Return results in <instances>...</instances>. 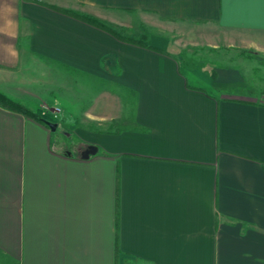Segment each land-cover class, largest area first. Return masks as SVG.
I'll use <instances>...</instances> for the list:
<instances>
[{
    "label": "crops",
    "instance_id": "1",
    "mask_svg": "<svg viewBox=\"0 0 264 264\" xmlns=\"http://www.w3.org/2000/svg\"><path fill=\"white\" fill-rule=\"evenodd\" d=\"M222 50L264 59V0H0V91L46 120L0 105V264H264V91L191 61Z\"/></svg>",
    "mask_w": 264,
    "mask_h": 264
},
{
    "label": "rangeland",
    "instance_id": "2",
    "mask_svg": "<svg viewBox=\"0 0 264 264\" xmlns=\"http://www.w3.org/2000/svg\"><path fill=\"white\" fill-rule=\"evenodd\" d=\"M132 17H134V15ZM111 27L120 33L129 34V32L127 30H125V31L121 30V29L117 28V26H115V25H112ZM146 28H147L146 26H143L141 28V30L145 31ZM169 50H171V49H169ZM224 53H225V51L222 50L221 51V55H222L221 58H218L216 53H212L211 55H208V56H205V54H202L199 58L200 60L198 58L195 59V57H192L191 61L196 62V63H200V61H202V59H204L205 60L204 64L207 63L208 61L211 62L214 60L215 64L238 65V67L242 71L245 72L246 76L249 77V79L251 81L250 85H251L252 89L254 91H257V92L264 91V59L263 58L255 57V59L254 58L248 59L247 57H245L246 55H244L242 57L238 56L237 58H230V57H226L225 55H223ZM230 53H232V52H229L228 54H230ZM213 57H215V58H213ZM185 58L186 57H184L183 55L179 58L181 63H182V66L184 65V67H185V63H186V59H187V58L186 59ZM212 64H213V62H212ZM252 67L256 68V70H254V72L251 71V70H253V69H251ZM41 69L42 70H40V74L37 71H35V74L40 75V78H41L40 82H42L43 84L47 83L48 85L50 84L52 86L61 85V87H63V85H64V89H69V88H71L69 86L70 85L69 81L75 80L78 82L77 88H79V86H80L81 91L82 90L85 91L86 87L88 86L89 87L88 91H91V95L89 96L88 99H86L87 101L88 100L91 101V96L93 98V94L95 96L105 86L104 82H100L99 80H95L93 82L87 81L86 79L79 78L78 75H75L71 72H66V71L62 70L61 68H59L58 72H56V70H52L51 72H48L47 70H45V68H41ZM44 70H45V72H44ZM54 71L56 72L55 74H53ZM29 76H31L30 73L29 74H24V73L19 74L18 73L17 76L13 77V80L9 83L1 81L0 87L2 89H5V88L7 89V88L14 86L19 81H24L25 79L26 80L24 82L29 81V79H28ZM44 105L51 106L48 104H44ZM56 106L61 108L60 105H56ZM51 107H53V106H51ZM61 111H62V109H61Z\"/></svg>",
    "mask_w": 264,
    "mask_h": 264
},
{
    "label": "trees",
    "instance_id": "3",
    "mask_svg": "<svg viewBox=\"0 0 264 264\" xmlns=\"http://www.w3.org/2000/svg\"><path fill=\"white\" fill-rule=\"evenodd\" d=\"M84 19L90 21L91 23H94L96 26H99L103 29H106L107 31H109L110 33H112L113 35H115L116 37L120 38V39H124V40H130V38H127V37H122L120 34H118L116 32L115 29L111 28L110 26L96 20V19H92V18H88V17H83ZM0 105L6 107V108H9V109H12V110H15V111H18V112H21L23 114H26L30 117H33V118H36L40 121H46L44 119V117H42L41 113L35 111L34 109L18 102V101H15L13 100L12 98H10L9 96H7L5 93L1 92L0 91Z\"/></svg>",
    "mask_w": 264,
    "mask_h": 264
},
{
    "label": "water",
    "instance_id": "4",
    "mask_svg": "<svg viewBox=\"0 0 264 264\" xmlns=\"http://www.w3.org/2000/svg\"><path fill=\"white\" fill-rule=\"evenodd\" d=\"M49 125L52 126L53 128L55 127V124L53 123H49ZM96 152H97L96 146L88 145L83 155L85 158H88L90 155L95 154Z\"/></svg>",
    "mask_w": 264,
    "mask_h": 264
},
{
    "label": "built area",
    "instance_id": "5",
    "mask_svg": "<svg viewBox=\"0 0 264 264\" xmlns=\"http://www.w3.org/2000/svg\"><path fill=\"white\" fill-rule=\"evenodd\" d=\"M43 108H44V112H52L55 115H59L62 112L61 108L58 106L51 107V106L44 105Z\"/></svg>",
    "mask_w": 264,
    "mask_h": 264
}]
</instances>
